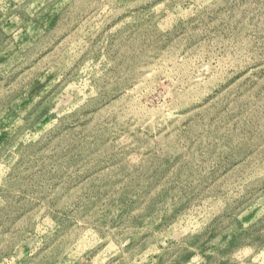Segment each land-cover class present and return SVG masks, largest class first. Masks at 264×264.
<instances>
[{
	"label": "rangeland",
	"instance_id": "374dc122",
	"mask_svg": "<svg viewBox=\"0 0 264 264\" xmlns=\"http://www.w3.org/2000/svg\"><path fill=\"white\" fill-rule=\"evenodd\" d=\"M0 264H264V0H0Z\"/></svg>",
	"mask_w": 264,
	"mask_h": 264
}]
</instances>
